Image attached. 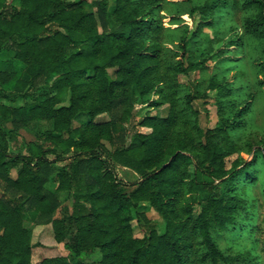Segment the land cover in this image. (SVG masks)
<instances>
[{"label": "trees", "instance_id": "obj_1", "mask_svg": "<svg viewBox=\"0 0 264 264\" xmlns=\"http://www.w3.org/2000/svg\"><path fill=\"white\" fill-rule=\"evenodd\" d=\"M162 1L0 0V53L11 56L0 61V264H34L25 220L51 225L67 250L36 264H261L264 127L254 94L240 86L237 95L234 81L245 74L244 37L264 40V0H241L243 32L214 53L216 16L231 0H178L193 23L175 29L162 25ZM200 45L207 52L197 55ZM212 58L205 89L215 91L217 120L203 128L195 101L205 93L191 76ZM136 104L168 112L136 115ZM29 127L46 128L26 153L11 151ZM117 166L137 179L122 180ZM223 233L248 248L222 247Z\"/></svg>", "mask_w": 264, "mask_h": 264}, {"label": "rangeland", "instance_id": "obj_2", "mask_svg": "<svg viewBox=\"0 0 264 264\" xmlns=\"http://www.w3.org/2000/svg\"><path fill=\"white\" fill-rule=\"evenodd\" d=\"M204 0H192V3H198L203 2ZM233 5H231L228 8V11L221 15L218 14L217 22L219 25L214 26V28L219 30V40L214 42L212 53H214L218 48H221L223 46V39L229 38L234 34V31L236 30V33H242L243 32V20L247 16V12L241 9L240 2L241 0H231ZM187 8L185 4H181L178 2V0H163L162 1V9L160 10L159 15L161 16V22L162 25H164L166 28L169 29H175L178 27H181L183 24H186L188 26H192V19L193 17L189 14L187 11ZM179 15V19L177 21H170V16L172 15ZM196 15V14H195ZM204 34L210 33L213 35L212 29L210 28H204ZM244 44H245V50H246V56H245V74L243 76H239L238 79H236L235 82V90L236 94L237 90L240 86L244 89V91H252L254 94V120L257 123L259 127H264V85H260L258 83V80L260 78H264V71L261 69L260 65L257 64L259 61L258 58L264 54V40H260L257 38H251L248 39L244 37ZM207 45V43H206ZM170 46V45H169ZM230 50L234 49V46H229ZM196 54L200 55L203 52H207L205 45H200L195 48ZM225 53L224 55H226ZM11 56L5 52L0 53V61L1 60H7ZM242 57V55H241ZM208 68L204 74L198 73H192V80L193 78H198V82L200 86L202 87L204 93L201 97L199 96L198 99H196L195 104L196 106L201 110L200 115V123L203 128L211 127L214 125V123L217 120L216 116V104L214 101V95L215 91L205 89L207 84V79L210 77V75L214 72L212 69L217 65L216 58L210 59L208 62ZM110 73L113 74V70H110ZM234 71H230V75H232ZM226 75V77L230 76ZM184 79V78H182ZM195 84V82H194ZM205 95V96H204ZM21 103V101L19 102ZM134 112L136 115L137 113H150V114H157L159 116H165L168 112V106L162 105L159 107L154 108H148L145 104H136ZM108 116L101 115L97 119L99 120H105ZM79 119L85 120V117H80ZM46 127H29L26 129H21L19 131V134L17 137H15L12 141H10V150L14 152H20V153H26V146L29 141H35L36 140V133H38L39 129L44 130ZM139 130L147 131V128L144 127H137ZM106 146L108 149L111 148V146L106 143ZM247 156V155H245ZM116 174L119 178L122 180L132 183L137 179V174L126 167L123 166H117L115 167ZM11 175H15V171L13 170L11 172ZM133 187L132 186H125L126 191H130ZM252 189L256 194H259V188L258 185L253 184ZM59 197L63 199L65 197V193L61 192L59 193ZM66 204L71 207L72 199L69 198L66 201ZM141 211L147 210V215L152 218L154 221L158 223L157 231L158 233H162L164 231V222L159 218L158 214L152 210L149 209L147 204H143ZM259 216L257 218L256 222V229L254 233V237L258 240L256 251L258 252L259 261L261 264H264V226L260 222V218L262 217V214L264 212V206L262 204L259 205L258 208ZM55 217L59 216V211H56L54 214ZM25 226L32 230V241L36 244V246L32 250V262L34 264L38 263L40 260L43 259L45 256L50 255H56V256H65L67 254V250L64 249L61 243H58L54 240L52 236V229L51 225H44V226H33L28 221L25 220ZM133 232L136 236H141V230L138 228L135 221L132 222ZM220 236L218 241L219 244L227 249H230L232 251H242L243 249L248 248V243H250V240H242V239H232L230 235Z\"/></svg>", "mask_w": 264, "mask_h": 264}, {"label": "crops", "instance_id": "obj_3", "mask_svg": "<svg viewBox=\"0 0 264 264\" xmlns=\"http://www.w3.org/2000/svg\"><path fill=\"white\" fill-rule=\"evenodd\" d=\"M36 226H39V225H36ZM36 226H35V227H36ZM42 226H44V225H42ZM32 242H33V241H32ZM58 256H59V255H58ZM46 257H47V258H48V257H56V255L45 256V257H43V258H46Z\"/></svg>", "mask_w": 264, "mask_h": 264}]
</instances>
